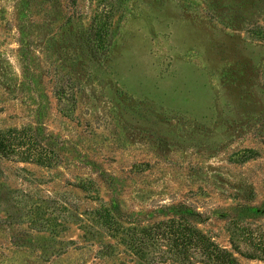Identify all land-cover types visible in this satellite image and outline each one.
<instances>
[{"label":"rangeland","instance_id":"rangeland-1","mask_svg":"<svg viewBox=\"0 0 264 264\" xmlns=\"http://www.w3.org/2000/svg\"><path fill=\"white\" fill-rule=\"evenodd\" d=\"M10 130L0 264H264V0H0Z\"/></svg>","mask_w":264,"mask_h":264},{"label":"trees","instance_id":"trees-1","mask_svg":"<svg viewBox=\"0 0 264 264\" xmlns=\"http://www.w3.org/2000/svg\"><path fill=\"white\" fill-rule=\"evenodd\" d=\"M29 142H33L30 138L26 137ZM24 136H21V133L15 130H10L7 133L0 135V158L10 159L13 155L17 153L18 144L22 143ZM167 226L171 227L169 233H161L159 228L157 241L162 240L160 243H167V249L160 253L174 255V256H183L189 254H199L204 257L205 261L208 264H211L215 261H222L224 264H236V260L233 255L217 246L211 242L205 234L200 232L191 226H184L181 223H178L175 219L170 220L165 223ZM155 232V234H156ZM146 235H150V232H146ZM140 240H135L137 244H140L141 247L147 245L146 239L139 238ZM133 242V246L137 244ZM140 242V243H139ZM139 246V245H138ZM251 259H264L263 256L249 255L247 256Z\"/></svg>","mask_w":264,"mask_h":264}]
</instances>
